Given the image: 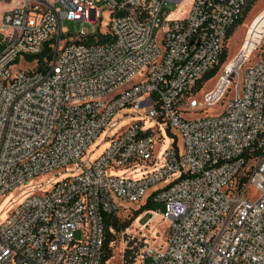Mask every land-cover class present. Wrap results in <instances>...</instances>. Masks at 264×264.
I'll list each match as a JSON object with an SVG mask.
<instances>
[{
  "label": "built area",
  "instance_id": "obj_1",
  "mask_svg": "<svg viewBox=\"0 0 264 264\" xmlns=\"http://www.w3.org/2000/svg\"><path fill=\"white\" fill-rule=\"evenodd\" d=\"M17 1L0 25V204L31 192L0 213V264H102L106 216L164 183L149 202L164 204L167 240L145 241L132 264H264V51L246 65L264 36L249 32L222 67L251 0H194L182 19L161 14L186 0ZM104 11L106 33L68 38L64 20L97 26ZM23 56L35 68L14 71ZM233 83L219 113L186 117ZM146 120L177 131L183 149L172 138L162 149ZM49 173L50 190L30 186Z\"/></svg>",
  "mask_w": 264,
  "mask_h": 264
},
{
  "label": "rangeland",
  "instance_id": "obj_2",
  "mask_svg": "<svg viewBox=\"0 0 264 264\" xmlns=\"http://www.w3.org/2000/svg\"><path fill=\"white\" fill-rule=\"evenodd\" d=\"M194 0H187L182 5H176L174 3H169L166 6H164L162 10L161 17L166 19H182L186 17L189 14V11L191 9V6L193 4ZM20 6V2L17 0L13 1H0V25L3 19V16L6 12L13 10L14 8H17ZM263 14L264 16V0H251V3L249 4V7L244 14L243 19L241 22L232 30L230 33L227 42H226V59L224 63L222 64V67L227 65H230L233 63L232 60L236 56V54L239 52V50L243 47V45L246 43V38L249 33V29L251 28V25L257 19L259 16ZM103 20L101 25L95 26L93 23L88 21H69L64 20L62 22V26L64 28H67L69 30V39H76L78 35L82 32L87 33L89 35H95L99 33H106L111 21V14L108 11H104L102 13ZM264 36V25H262L258 32L252 36V38H261ZM66 38V37H65ZM264 39V37H263ZM264 51V43L258 47L256 51H254L251 59L246 63V65L253 64L255 60L258 58L261 52ZM37 64V61L33 58H25L24 56L21 57L18 61H16L13 64L14 71L16 70H32L35 68ZM217 78H210L209 80L205 81L202 87V91L199 93V98L202 97V94L211 89L216 82ZM234 89V83L231 85V88L229 89V93L222 99L221 103L217 105L216 107L208 108V109H201L193 114H186V117H193L198 118L205 115H213L219 113L225 105V101L231 96V93ZM130 110H127L125 112H129ZM125 112H121L118 117H121L125 114ZM128 120H124L120 126L126 124ZM120 126L117 128V130L120 128ZM146 126V125H145ZM156 133H158L159 137H164L163 145L165 147L170 145V138L174 140V142L177 144V146L182 150L184 147L183 139L181 135L174 131L168 132L165 128H156L155 125L152 126ZM102 134L98 140H96L95 148L97 145V142H100L103 138ZM101 149V147H100ZM99 152L94 154V156H97ZM53 173H49L43 176H40L38 178L32 179L30 182V186L32 185H47L45 186L46 190L51 189V178ZM167 183L161 184L159 186H156L148 192L146 197L142 200L141 205L143 208L148 209H141L138 208V205L133 204H126L121 203V208L116 213L117 217L121 222H127L129 226L121 231H113V240L110 243V250L112 257L110 260L106 262V264H132L134 261V257L136 253L143 248L145 245V241L148 242L150 247L156 248L160 247L161 245H164L167 240V234L169 231V223L163 220L160 213L164 210V204L163 203H155L150 204L149 199L153 192L165 188ZM22 190V187L17 188L13 190L9 195H7L5 198H3L1 204H0V213L3 212L9 205V208L5 210L2 214V221H5L9 215L13 212L14 208L18 206L20 202L25 199L24 196L23 199H20L21 196L25 195L28 192H31L29 189L25 192H20ZM45 190V191H46ZM140 218L141 221H140ZM83 230H78L74 233V238L76 240L82 239ZM144 264H154V260L151 257H148Z\"/></svg>",
  "mask_w": 264,
  "mask_h": 264
},
{
  "label": "trees",
  "instance_id": "obj_3",
  "mask_svg": "<svg viewBox=\"0 0 264 264\" xmlns=\"http://www.w3.org/2000/svg\"><path fill=\"white\" fill-rule=\"evenodd\" d=\"M249 4L245 8L244 14L246 13V11L248 9ZM244 14L242 16V19L244 17ZM241 20H240V22H241ZM226 55H227V53L225 52L223 61H225ZM149 203L151 204V202H149ZM141 209H144L145 210V209H148V208L141 207ZM105 225H106V240H105V245H104V257H103L102 264H106V262L108 260H110L111 257H112L111 250H110V243L113 240L112 239L113 238V231L121 232V231L125 230L129 226V224L127 222H121L119 220V218L117 217L116 213L115 214H110V215H107L106 216V218H105Z\"/></svg>",
  "mask_w": 264,
  "mask_h": 264
},
{
  "label": "bare ground",
  "instance_id": "obj_4",
  "mask_svg": "<svg viewBox=\"0 0 264 264\" xmlns=\"http://www.w3.org/2000/svg\"><path fill=\"white\" fill-rule=\"evenodd\" d=\"M187 1V0H186ZM185 3V2H184ZM262 25H264V16H263V14L261 15V16H259L257 19H255V21L253 22V24L251 25V28H250V36H254L257 32H258V29L262 26ZM129 112H132V114L134 113V112H136V110H134V109H130V111ZM137 119H139V120H145L144 119V117H138ZM126 120H128V122L127 123H129L130 121H131V118L130 119H126ZM126 123V124H127ZM145 127L146 128H151L154 124L152 123V122H150V121H148V120H146L145 121ZM117 130V129H116ZM115 130V131H116ZM114 131V132H115ZM106 146H107V144H103L102 145V147H101V149L100 150H98V155L99 154H101V152L106 148ZM168 147V146H167ZM167 147H165L164 145H162V149H165V148H167ZM97 155V156H98ZM97 156H92V158L93 159H95ZM118 173L119 174H122V173H124V171H118ZM135 177H140L141 176V173H136L135 175H134Z\"/></svg>",
  "mask_w": 264,
  "mask_h": 264
}]
</instances>
